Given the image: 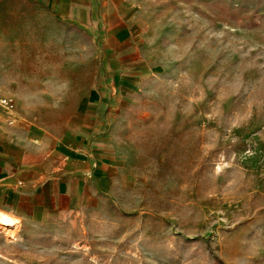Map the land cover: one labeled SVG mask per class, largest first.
<instances>
[{"label":"rangeland","instance_id":"rangeland-1","mask_svg":"<svg viewBox=\"0 0 264 264\" xmlns=\"http://www.w3.org/2000/svg\"><path fill=\"white\" fill-rule=\"evenodd\" d=\"M121 5L149 65L111 106L121 185L75 212L0 226V260L264 264V0ZM89 32L32 0H0V105L45 106L56 123L74 102L64 95L105 75L110 56ZM44 93L60 98L32 99Z\"/></svg>","mask_w":264,"mask_h":264},{"label":"crops","instance_id":"crops-1","mask_svg":"<svg viewBox=\"0 0 264 264\" xmlns=\"http://www.w3.org/2000/svg\"><path fill=\"white\" fill-rule=\"evenodd\" d=\"M32 1L67 22L87 25L91 36L101 33L103 50L110 57L105 75L97 69L86 88L64 95L74 102L56 123H47L50 111L45 106L0 105V212L8 226L39 223L113 196L123 178L106 133L111 106L123 95L122 89L137 84L149 68L131 17L124 14L125 0ZM4 51L0 45V62ZM22 56L19 60L29 59ZM75 65L67 60L65 67ZM33 98L60 97L44 93Z\"/></svg>","mask_w":264,"mask_h":264},{"label":"bare ground","instance_id":"bare-ground-1","mask_svg":"<svg viewBox=\"0 0 264 264\" xmlns=\"http://www.w3.org/2000/svg\"><path fill=\"white\" fill-rule=\"evenodd\" d=\"M4 101V105L6 106V101H7V99H5V100H3ZM2 106V105H1ZM9 109V108H8ZM0 226H8L7 224H6V218H5V216L0 212ZM6 230L8 229V228H5Z\"/></svg>","mask_w":264,"mask_h":264},{"label":"built area","instance_id":"built-area-1","mask_svg":"<svg viewBox=\"0 0 264 264\" xmlns=\"http://www.w3.org/2000/svg\"><path fill=\"white\" fill-rule=\"evenodd\" d=\"M6 106H7L8 108H12L13 103H12V99H11V98H8V99H7V101H6Z\"/></svg>","mask_w":264,"mask_h":264},{"label":"trees","instance_id":"trees-1","mask_svg":"<svg viewBox=\"0 0 264 264\" xmlns=\"http://www.w3.org/2000/svg\"><path fill=\"white\" fill-rule=\"evenodd\" d=\"M219 263L223 264L222 262H220L219 258H215Z\"/></svg>","mask_w":264,"mask_h":264}]
</instances>
